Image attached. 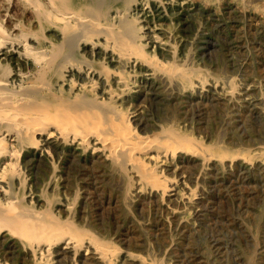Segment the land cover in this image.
<instances>
[{"label":"rangeland","instance_id":"1","mask_svg":"<svg viewBox=\"0 0 264 264\" xmlns=\"http://www.w3.org/2000/svg\"><path fill=\"white\" fill-rule=\"evenodd\" d=\"M124 5L127 13L113 20L120 31H134L149 43L150 53L199 72L189 89L139 76L143 91L124 99L137 111L134 124L143 134L159 130L163 122L169 128L176 124L207 146H222L225 159L212 156L204 162L200 155L179 152L163 166L177 180V190L161 196L138 187L98 150L49 138L45 148L51 155L25 153L27 185L17 186V193L52 217L71 221L66 223L70 232L79 228L110 242L118 250L112 249L116 264H264V0H73L68 8L102 17ZM66 26L64 39L56 37L66 43L64 54L81 58L86 68L109 58L99 43L84 52L76 41L91 31L112 38L114 31L86 22ZM142 26L165 45L151 42L152 34ZM86 237L87 254L83 246L73 254L58 244L54 264L73 259L101 264ZM10 244L1 247L6 254L18 250ZM6 259L28 263L20 253Z\"/></svg>","mask_w":264,"mask_h":264},{"label":"bare ground","instance_id":"2","mask_svg":"<svg viewBox=\"0 0 264 264\" xmlns=\"http://www.w3.org/2000/svg\"><path fill=\"white\" fill-rule=\"evenodd\" d=\"M72 2L0 0V264H11L6 255L13 254L18 259L19 253L28 260L27 264H54L58 244L70 248L73 254H80L83 246L87 254L84 235L86 243H93L101 264H116L113 252L117 248L112 251L110 242L97 240L79 228L70 232L66 225L69 221L52 217L47 209L36 208L30 199L17 193V186L27 185L22 165L25 153L51 155L45 148L49 138L98 150L113 166L119 164L138 187L155 189L161 196L177 190V180L168 176L163 166L179 152L200 155L204 162L212 156L225 159L220 152L222 146H207L176 124L169 128L163 122L157 125L159 130L141 133L134 124L137 111L129 110L124 101L126 96L133 99L143 91L139 76L189 89L198 81L199 72L150 53L149 43L135 37L134 31H120L113 20L126 14L127 6L101 17L68 8ZM82 22L100 31H114L112 38H100L97 31H91L76 41L79 51L93 52L98 43L100 50L107 51L109 58L99 66L83 67L81 58L64 54L66 43L56 38L61 35L64 39L67 23ZM141 28L152 34L151 42L159 47L165 45L150 27ZM229 91L235 93L233 88ZM52 176L57 182L56 175ZM177 194L184 196L181 191ZM3 244L18 250L6 254ZM71 264L77 263L73 259Z\"/></svg>","mask_w":264,"mask_h":264}]
</instances>
